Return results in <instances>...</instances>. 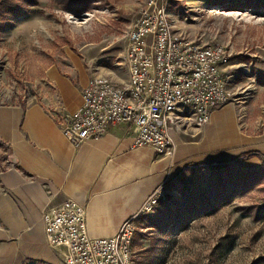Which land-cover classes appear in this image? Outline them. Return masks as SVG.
Masks as SVG:
<instances>
[{
    "label": "rangeland",
    "instance_id": "1",
    "mask_svg": "<svg viewBox=\"0 0 264 264\" xmlns=\"http://www.w3.org/2000/svg\"><path fill=\"white\" fill-rule=\"evenodd\" d=\"M148 2L0 0V104L40 100L53 68L79 85L126 82L127 33ZM169 13L187 40L226 46L231 97L211 125L172 127L195 162L166 201L157 195L133 220L135 264H264V0H169ZM6 151L0 145V169ZM217 184L222 191L201 202Z\"/></svg>",
    "mask_w": 264,
    "mask_h": 264
},
{
    "label": "crops",
    "instance_id": "2",
    "mask_svg": "<svg viewBox=\"0 0 264 264\" xmlns=\"http://www.w3.org/2000/svg\"><path fill=\"white\" fill-rule=\"evenodd\" d=\"M46 75L40 100L0 104V142L7 149L0 169V264H64L45 237L46 207L74 200L86 207L90 236L110 238L159 187L174 192L195 162L193 146L182 139L174 138L172 157L138 147L134 126L111 128L75 149L59 119L81 107L87 84L57 68Z\"/></svg>",
    "mask_w": 264,
    "mask_h": 264
},
{
    "label": "built area",
    "instance_id": "3",
    "mask_svg": "<svg viewBox=\"0 0 264 264\" xmlns=\"http://www.w3.org/2000/svg\"><path fill=\"white\" fill-rule=\"evenodd\" d=\"M127 38L128 80L119 84L109 77H94L82 91L81 107L59 119L63 134L78 149L111 128L134 126L138 147L172 157L174 125L192 120L203 128L230 100V53L222 44L200 45L177 34L169 0H149ZM186 110L192 117L183 115ZM166 193L159 187L110 238H92L86 207L62 199L42 213L46 240L62 252L64 264H135L133 220L156 207L157 195L166 201Z\"/></svg>",
    "mask_w": 264,
    "mask_h": 264
},
{
    "label": "trees",
    "instance_id": "4",
    "mask_svg": "<svg viewBox=\"0 0 264 264\" xmlns=\"http://www.w3.org/2000/svg\"><path fill=\"white\" fill-rule=\"evenodd\" d=\"M210 2L212 1V0H209ZM213 1H216V2H220L221 0H213ZM228 7H230V8H240L241 6L240 5H236V4H230ZM234 9V10H235ZM232 10V9H231ZM0 145L1 146H4L1 142H0ZM256 177V176H255ZM251 178H253L254 179V177H251ZM209 191V192H208ZM201 190V197H200V199L202 200L201 202H205L207 199H208V197L209 198H213V197H216V195H218V193L220 192V191H222V189H221V186H219L218 187V184L216 185V186H213V188H209V190ZM219 191V192H218ZM210 194V195H209ZM207 195H209V196H207ZM205 197V198H204Z\"/></svg>",
    "mask_w": 264,
    "mask_h": 264
}]
</instances>
